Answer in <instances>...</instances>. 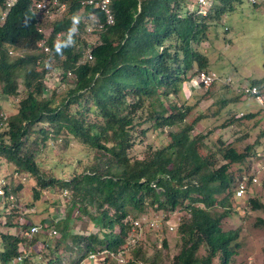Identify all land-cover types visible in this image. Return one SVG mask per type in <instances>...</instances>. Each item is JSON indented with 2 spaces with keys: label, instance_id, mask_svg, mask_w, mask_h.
I'll use <instances>...</instances> for the list:
<instances>
[{
  "label": "trees",
  "instance_id": "16d2710c",
  "mask_svg": "<svg viewBox=\"0 0 264 264\" xmlns=\"http://www.w3.org/2000/svg\"><path fill=\"white\" fill-rule=\"evenodd\" d=\"M7 1L0 0V19ZM66 1L70 8L58 21L37 16L32 0H16L5 21H0L1 93L18 96L23 85L26 94L16 114L7 118L4 127L0 125V156L12 162L17 172L35 179L34 203L53 188L70 195L65 215L57 213L47 219L54 221L57 234L53 237L60 236L53 247L42 238L49 235L47 229L30 235L34 224L28 225V216L22 217L15 209L0 211L5 226L23 232H0V264H32L21 255V247L30 238L45 249L46 262L42 264H82L90 253L120 251L128 245L134 222L148 208L183 212L175 227L181 248L173 264H230L240 248L239 231H224L222 224L230 215L239 179L253 164L239 170L237 177L231 166L244 164L263 144L239 152L221 134L212 145L208 135L195 133L202 116L187 123L191 108L175 104L167 109L164 100L181 96L183 84L196 73L207 71L209 60L203 43L208 28L232 10L235 0H221V7L217 5L207 17L190 12L188 3V14L184 13L185 0H110L112 25L101 10L82 6L83 0ZM87 16L88 23L104 26L95 33L98 42L91 49V60L84 58L88 44L82 39L65 36L54 41L56 34L72 28L75 19L85 23ZM50 25L49 51L40 52L38 45L44 38L40 29ZM52 63L61 70V82L75 80L58 105L55 95L45 98L48 87L44 82L55 69ZM254 84L262 87L264 83ZM241 118L255 119L245 114ZM146 120L154 122L156 130H176L169 133L162 148H149L140 158L132 157L137 139L146 133ZM41 124L50 129L37 130ZM35 135H42V141ZM62 135L96 150L98 163L70 180L46 178L36 162L38 151L30 150V145L35 143L42 151L51 136L58 139ZM20 189L13 185L6 188L0 207L11 203V196L20 204ZM249 203L252 210L264 213L260 198H251ZM76 212L88 218L97 232H74L71 221ZM257 226L264 229V218L258 219ZM163 244L167 247L166 241ZM62 251L69 254L68 262L60 256Z\"/></svg>",
  "mask_w": 264,
  "mask_h": 264
},
{
  "label": "rangeland",
  "instance_id": "374dc122",
  "mask_svg": "<svg viewBox=\"0 0 264 264\" xmlns=\"http://www.w3.org/2000/svg\"><path fill=\"white\" fill-rule=\"evenodd\" d=\"M194 1L185 0L184 13L188 14V10L196 11ZM255 1H257L256 5L250 3L249 0H235L232 3V10L225 13L219 23L211 24L208 28L207 41L203 43L206 48L204 53L209 60L207 70L215 72L221 80L230 77L233 89L221 84L213 85L209 89H202L198 88L196 82L193 81V84L182 85L181 96L173 95L164 100L167 109L170 105L175 104L190 107L191 112L187 123L198 117H203L196 126V134L208 135L212 145L216 144L217 137L222 134L224 139L239 152H244L248 147H254L258 142L264 145L261 107L254 97L237 92L241 86H249L256 81L264 83V0ZM217 5L221 7V0H217ZM60 19L62 18L58 17L55 21ZM87 19L89 20V16ZM43 30L46 32V36L50 37L53 32L52 25ZM82 40L89 45H96L98 42V38L94 35L87 36ZM51 67L55 69L45 78L44 83L48 87L45 98L51 99L55 95V105H58L66 97L67 90L73 88L75 80L68 78L65 83L61 82V70L56 68L55 63H52ZM194 71L193 69L189 72L190 77ZM2 87L3 85L0 83V117L2 115L11 117L16 114L19 102L26 96L25 90L21 85L18 96L4 97L1 93ZM241 113L254 115L255 119L249 121L241 118ZM142 117L146 119L144 115ZM154 127V122L146 120V124L143 126L146 133L137 139L136 146L130 153L132 157L140 158L149 148L151 150L162 148L169 141V133L176 130L175 127L164 130H156ZM40 128L50 129L45 124L38 126L37 130ZM35 138L42 141L43 136L35 135ZM30 143H33V140ZM37 149L35 143L30 145V150L38 151L36 162L41 174L46 178L57 180H70L75 175L83 174L96 165L99 160L96 150L88 148L79 140L68 135H62L58 139L51 136L42 151ZM262 150L261 146L256 147V157L252 156L253 159L249 158L242 165L231 166V172L235 177L243 167L246 169L247 165L250 166L249 163L253 165L245 173L251 169H258L261 174L257 175V183L252 185L244 196L234 197L231 201L230 215L223 221L224 231H239L240 248L238 255L232 259L230 264H264V229L257 226L258 219L264 218V213L252 210L249 203V200L254 197L260 198L264 202ZM222 163L219 160V164ZM16 173L19 174V178L15 179L13 176ZM0 179L6 183L12 182L14 188L21 187L18 192L20 204H29L31 208L35 209L34 215L25 218L28 225H35L55 214L65 215L64 213L69 209L70 195L69 197L65 196V191L58 192L54 188L45 191L42 199L38 203H34L35 179L30 175L17 172L16 166L3 156H0ZM22 181L23 183L20 184ZM143 215L138 219L141 228L133 227L131 230L127 245L129 248L126 250L123 264H173V259L181 248L180 238L175 227L176 223L181 220L183 212L177 209L174 212L164 213L148 208ZM5 222L6 218L1 215V233L9 232L15 235L23 233L21 230H10L5 226ZM71 227L74 232L79 234L87 235L97 232V228L90 223L88 218H81L79 212L73 215ZM50 236L41 237L53 247L60 236ZM29 240L21 247V255L25 257V260H30L32 264L46 262L45 254H43L45 249L41 242L33 244V238ZM164 241L167 242V247L164 246ZM1 247L0 240V249ZM46 254L49 255L48 252ZM60 256L66 258V262H68L69 254L62 251ZM100 261L101 259L97 262L83 261L82 264H101ZM109 264H117V262L110 261ZM216 264H219V261Z\"/></svg>",
  "mask_w": 264,
  "mask_h": 264
},
{
  "label": "built area",
  "instance_id": "2783aa9c",
  "mask_svg": "<svg viewBox=\"0 0 264 264\" xmlns=\"http://www.w3.org/2000/svg\"><path fill=\"white\" fill-rule=\"evenodd\" d=\"M16 0H8L7 1V8L3 12L2 17L0 19L1 22L5 21V18L7 17L9 10L13 7L15 4ZM195 6H196V11L195 13L200 16V17H207L210 12L215 8L217 4V0H195ZM250 2L255 5L257 2L255 0H250ZM82 6L87 7V6H92L96 9L101 10L103 13H105V16L107 18V24L112 25L114 23V16L111 11L110 5L111 1L110 0H83L82 1ZM70 8V3L66 0H32V10L33 12L37 15L40 16L42 19H49L51 21L55 20L58 17H62L64 14L68 12ZM89 20L87 19L85 23H82L81 20L75 19L73 26L70 30H66L65 32H60L56 34L55 36V42H58L65 36H74L79 39H84L87 36H95L96 32H100L103 29V25L100 24V22L96 24H90L88 23ZM81 23V24H80ZM40 32L43 34L44 38L38 45V50L41 52L43 50L44 52L49 51V47L46 45L48 40L51 38L46 36V32L43 29H40ZM52 35V34H51ZM94 47V45H89L88 44V50L86 52V59L91 60L92 55H91V49ZM37 50V51H38ZM11 55H13V52H10ZM193 81L196 82L198 85V88H205L208 89L215 83L221 82L224 85L231 86L232 85V79L227 78L226 80H221L218 75L214 72L211 71H204L200 72L197 75H195L190 82L193 84ZM237 92L241 93L242 95L245 96H251L254 97L256 102L259 104L261 107V111L264 115V89L259 88L258 86L255 85H249V86H241L239 89H237ZM3 119V122H1V126L7 121L6 116H1ZM263 148V160H264V145L262 146ZM256 165V164H255ZM261 172L258 171V169H252V172L245 173L238 181L237 187H236V193L235 196L236 198H239L241 196H244L245 193H247L249 186L250 185H255L257 183L258 178L257 175H260ZM15 179L19 178V174H15L13 176ZM23 179V178H20ZM20 182V184H22ZM12 185V182H5L4 180L1 181L0 179V197H4L6 195L5 189L8 188L9 186ZM65 196L68 195V192L65 191ZM8 200L11 203L8 204H3L0 207V211L4 213H9V209H15L18 210V214L21 215L22 217L29 216L33 213H35V209L33 208H23L22 205L17 203V199L15 196H11L8 198ZM57 218H59L57 216ZM54 221L52 222L51 220H47L44 225H34L30 229V235H35L39 234L44 230L49 231V235L55 236L57 232L54 230ZM134 228H141V223L140 221L134 222ZM129 247H124L120 249V251L113 252L109 251L107 249H102L100 251H97L95 253H90L85 261L88 262H97L99 259H101L100 262L101 264H109L110 261L112 262H117V264H123L124 263V257L126 250ZM24 257H19L18 261L22 262Z\"/></svg>",
  "mask_w": 264,
  "mask_h": 264
},
{
  "label": "clouds",
  "instance_id": "9594fccd",
  "mask_svg": "<svg viewBox=\"0 0 264 264\" xmlns=\"http://www.w3.org/2000/svg\"><path fill=\"white\" fill-rule=\"evenodd\" d=\"M249 1H250V0H249ZM256 2H257V1H256ZM250 3H251V2H250ZM255 5H256V4H255ZM216 6H217V4H216ZM216 6H215V7H216ZM87 50H88V49H86V52H87ZM86 52H85V56H84L85 60H87V59H86ZM85 60H84V61H85ZM207 71H211V70H207ZM203 72H204V71H203ZM211 72H212V71H211ZM199 73H200V72H199ZM214 73H215V72H214ZM197 74H198V73H196L195 75H197ZM195 75H194V76H195ZM194 76H193V77H194ZM193 77L191 78V81H192ZM229 78H230V77H229ZM191 81H190V82H191ZM190 82H187V84H190ZM232 83H233V82H232ZM185 84H186V83H185ZM216 84H221V85H223V86L229 87V86H227V85H224V84L221 83V82L215 83L214 85H216ZM252 85H255V84H252ZM212 86H213V85H212ZM212 86H211V87H212ZM255 86H257V85H255ZM211 87H210V88H211ZM258 87H259V86H258ZM229 88H232V85H231ZM259 88H262V87H259ZM202 89H205V88H202ZM208 89H209V88H208ZM232 89H233V88H232ZM262 89H264V88H262ZM240 116L242 117V116H244V114L241 113ZM0 118H1V117H0ZM262 124H263V127H264V115H263V122H262Z\"/></svg>",
  "mask_w": 264,
  "mask_h": 264
},
{
  "label": "bare ground",
  "instance_id": "6f19581e",
  "mask_svg": "<svg viewBox=\"0 0 264 264\" xmlns=\"http://www.w3.org/2000/svg\"><path fill=\"white\" fill-rule=\"evenodd\" d=\"M205 113V112H204ZM197 116V115H196ZM246 122V121H245ZM243 126V125H242ZM160 137V136H159ZM242 141V140H241ZM256 157V156H255ZM236 174V173H235ZM250 194V193H249ZM247 195V194H246ZM162 217V216H161ZM169 217V216H168ZM149 220V219H148Z\"/></svg>",
  "mask_w": 264,
  "mask_h": 264
},
{
  "label": "crops",
  "instance_id": "0c3cea01",
  "mask_svg": "<svg viewBox=\"0 0 264 264\" xmlns=\"http://www.w3.org/2000/svg\"><path fill=\"white\" fill-rule=\"evenodd\" d=\"M262 88H264V84H263Z\"/></svg>",
  "mask_w": 264,
  "mask_h": 264
}]
</instances>
